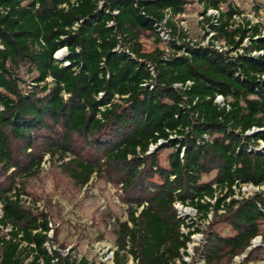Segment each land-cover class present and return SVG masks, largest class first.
<instances>
[{"label": "trees", "instance_id": "1", "mask_svg": "<svg viewBox=\"0 0 264 264\" xmlns=\"http://www.w3.org/2000/svg\"><path fill=\"white\" fill-rule=\"evenodd\" d=\"M199 3L204 17L220 13L218 25L205 18L213 39L235 50L248 40L244 54L190 44L174 23L187 0H0V264H74L49 252L48 215L21 200L18 183L47 154L69 158L63 167L82 187L102 173L121 185L119 264L122 251L138 264H188L200 230L177 205L230 227L208 233L207 264H231L261 235L264 190L237 189L264 186V55H252L264 51L263 29L237 24L243 12L229 0ZM165 30L170 52L146 51L143 34L162 42Z\"/></svg>", "mask_w": 264, "mask_h": 264}, {"label": "rangeland", "instance_id": "2", "mask_svg": "<svg viewBox=\"0 0 264 264\" xmlns=\"http://www.w3.org/2000/svg\"><path fill=\"white\" fill-rule=\"evenodd\" d=\"M187 1L189 4L185 14L174 19V23L177 27H181V21H185L189 42H200L208 37L205 18L210 14L203 16L204 7L199 0ZM229 2L243 12L241 19H244V24L247 22L251 25L260 24L264 30V0H229ZM142 43L146 51L159 48L169 53L167 43L157 42L156 37L150 32L143 34ZM246 44L248 45V41L244 43ZM64 55L66 51L58 53L59 57ZM34 76L35 73L30 74L27 69L21 72V78L28 85H32ZM155 151L157 147L151 152ZM168 153V151L161 152L164 164L167 162ZM69 160L67 158L61 161L58 157L51 158L47 154L39 174L28 179L24 178L18 183L20 189L24 190L21 195L22 203L33 212L48 215L51 227L49 234L51 241L47 246L49 252L56 251L74 264H81L84 261L88 264H119L116 260V253L119 251L117 233L121 228L120 223L128 221V206L123 202L124 191L121 185L109 178L108 173L95 174L86 186L76 184L63 167V163ZM3 178L4 175L0 170V180ZM211 178L212 176L204 177V180ZM262 190L264 186L244 185L241 191L237 189V198L251 197ZM177 210L180 217L188 218L189 223L195 222V228L200 230L191 237L187 249L188 255L184 256V261L188 264H207L203 250L208 233L214 231L222 235L230 234V227L219 217H214L213 213L208 220L200 222L196 211L192 208L179 206ZM260 229L261 235L252 241L251 246L244 253L234 257L231 264H264V221ZM182 230L185 234L188 232V229ZM8 232L7 229H0V237ZM119 262L138 264L131 255L123 251L120 252Z\"/></svg>", "mask_w": 264, "mask_h": 264}, {"label": "built area", "instance_id": "3", "mask_svg": "<svg viewBox=\"0 0 264 264\" xmlns=\"http://www.w3.org/2000/svg\"><path fill=\"white\" fill-rule=\"evenodd\" d=\"M118 12L117 11H115L114 12V14H117ZM208 13L210 14L209 16L210 17H212V23H215L216 25H218L219 24V22H218V18H219V16H220V13H219V11L218 10H209L208 11ZM183 15V14H182ZM179 16H181V15H179ZM179 16H177V17H179ZM176 17V18H177ZM235 20H236V22H237V24H240L239 22H241V23H243V19H241V16H236L235 17ZM177 23V22H176ZM178 24V23H177ZM181 27H179V30L180 31H183L186 35H187V30H186V22L185 21H181V25H180ZM207 35H208V37L204 40H202V41H200V42H190V44H198V45H200V46H209L210 44H211V47L212 48H214L215 50H217L218 52H220V53H227V52H230V54L231 55H233V56H237V55H239V54H244V48L243 47H245V46H247V44L246 45H242V47H240L238 50H235V49H233V47L232 46H230V45H228L225 41H217V40H214L213 39V37L215 36V33L214 32H212L211 30H210V28H209V26L207 25ZM165 34H166V38H165ZM263 35H264V30H263ZM161 36H162V39H163V41H165L167 44L169 43V40H170V34H169V31L168 30H165V31H162L161 32ZM188 36V35H187ZM187 41L189 42V39L187 38ZM246 41H248V40H245V42ZM244 42V43H245ZM166 44V45H167ZM248 44H249V41H248ZM168 47V46H167ZM62 51H66V55H67V50L66 49H62L61 51H59V52H57V54H56V58L59 60V61H64V58L66 57V55H64L63 57H59L58 56V53H60V52H62ZM167 51L168 52H170V50H169V48H167ZM252 55L253 56H260V55H264V51H255V52H253L252 53ZM67 64V63H66ZM263 78H264V75L262 76ZM191 85V83L190 82H188L187 83V86H190ZM175 87L176 88H182V85L181 84H176L175 85ZM221 99V100H220ZM217 102L220 104V105H222V106H224L225 105V103H224V99H223V97L222 96H219L218 98H217ZM254 131H257V130H253V131H250L249 132V134H251V133H253ZM162 142V140L161 141H159V144ZM261 144H263V146H260L261 147V149H264V143L262 142ZM157 146H151V148H150V150L151 151H153L155 148H156ZM150 151V152H151ZM251 186H253V185H251ZM253 187H255V186H253ZM179 206H181V205H177V207H179ZM181 207H183V206H181ZM1 208H2V205H0V216H1V214H2V211H1ZM51 228V227H50ZM50 232H51V230H50ZM50 232H49V234H50ZM49 243H47L46 244V246H49L48 245Z\"/></svg>", "mask_w": 264, "mask_h": 264}]
</instances>
